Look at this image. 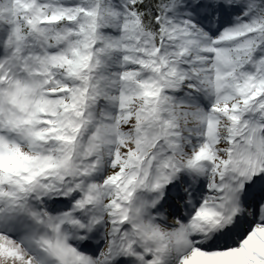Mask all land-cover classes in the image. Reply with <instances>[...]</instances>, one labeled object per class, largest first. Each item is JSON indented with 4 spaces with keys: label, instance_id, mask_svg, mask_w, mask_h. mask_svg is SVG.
<instances>
[{
    "label": "snow or ice",
    "instance_id": "6c2138e0",
    "mask_svg": "<svg viewBox=\"0 0 264 264\" xmlns=\"http://www.w3.org/2000/svg\"><path fill=\"white\" fill-rule=\"evenodd\" d=\"M0 264H264V0H0Z\"/></svg>",
    "mask_w": 264,
    "mask_h": 264
}]
</instances>
